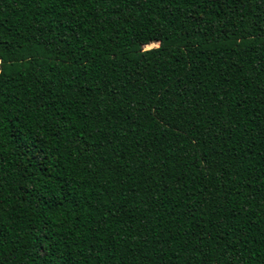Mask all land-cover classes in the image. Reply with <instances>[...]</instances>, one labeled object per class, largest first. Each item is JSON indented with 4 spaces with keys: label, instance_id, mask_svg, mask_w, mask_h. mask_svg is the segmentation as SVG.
Here are the masks:
<instances>
[{
    "label": "trees",
    "instance_id": "1",
    "mask_svg": "<svg viewBox=\"0 0 264 264\" xmlns=\"http://www.w3.org/2000/svg\"><path fill=\"white\" fill-rule=\"evenodd\" d=\"M0 264H264V0H0Z\"/></svg>",
    "mask_w": 264,
    "mask_h": 264
},
{
    "label": "rangeland",
    "instance_id": "2",
    "mask_svg": "<svg viewBox=\"0 0 264 264\" xmlns=\"http://www.w3.org/2000/svg\"><path fill=\"white\" fill-rule=\"evenodd\" d=\"M157 46H158V44H156V43H151V44L146 45V46H145V49H150V48H154V47H157Z\"/></svg>",
    "mask_w": 264,
    "mask_h": 264
}]
</instances>
